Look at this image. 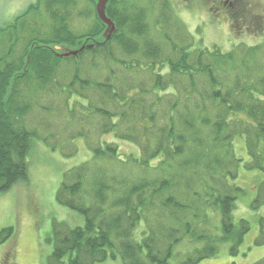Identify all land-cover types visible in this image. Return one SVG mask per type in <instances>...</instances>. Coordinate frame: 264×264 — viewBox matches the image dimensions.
Instances as JSON below:
<instances>
[{
    "label": "trees",
    "instance_id": "trees-1",
    "mask_svg": "<svg viewBox=\"0 0 264 264\" xmlns=\"http://www.w3.org/2000/svg\"><path fill=\"white\" fill-rule=\"evenodd\" d=\"M88 2L95 20L83 34L67 11L77 2L50 0V36L0 43V194L29 181L39 140L56 150L57 131L49 130L59 116L67 138L85 139L91 157L63 173L56 200L83 224L53 222L48 264H170L180 245L184 263L198 264L227 242L237 255L250 231L234 215L246 194L236 183L238 137L249 157L243 166L264 174V42L228 51L197 46L170 0H109L115 30L106 33L98 1ZM108 134L137 152L122 153L118 142L102 139ZM259 184L253 211L264 206ZM14 234L1 229L0 245Z\"/></svg>",
    "mask_w": 264,
    "mask_h": 264
},
{
    "label": "rangeland",
    "instance_id": "rangeland-1",
    "mask_svg": "<svg viewBox=\"0 0 264 264\" xmlns=\"http://www.w3.org/2000/svg\"><path fill=\"white\" fill-rule=\"evenodd\" d=\"M73 1L77 5H70L67 10L72 15L71 27L75 34H83L95 20L93 5L88 0ZM219 1L170 0V3L178 21L186 24L189 32L194 35L197 46L216 44L228 51L235 44L254 45L264 42V24L251 28L235 24L218 8ZM49 2L50 0H0V27L20 24L17 31L12 27L10 33L2 35L0 32V43L4 42L10 47V40L17 35L22 37L21 40L25 36L35 37L38 42L41 41L38 37L50 36L54 22L48 8ZM35 3L39 7L17 21V17ZM64 6L63 3H56V9H63ZM157 6L160 7L158 4ZM157 11L152 10L149 19L151 22L156 20ZM256 14L264 15V0L260 1ZM23 24H27V30L23 29ZM38 110L37 108L36 112ZM54 114L58 115V112L54 111L52 115ZM58 117L54 116L50 121L52 129L49 130L57 131L55 138H52L54 142H58L56 150L39 140L31 151L29 181L0 194V231L6 227L15 229L14 236L0 245V264H48L54 247L49 240L52 237L53 222H65L71 226L83 224L82 216L58 204L56 193L64 171L89 159L91 149L82 137L74 142L69 140L68 133L63 128L65 121ZM41 133L44 137L47 135L43 131ZM114 137V134H108L102 139L118 142L122 153L137 152L132 144L118 141ZM235 151L243 159L236 183L246 190V194L238 200L234 215L237 221L241 218L248 220L250 231L244 236L237 255L231 254L232 244L227 242L220 247L217 257L198 264H255L264 259V206L254 211L250 207L258 195L259 183L263 182L264 174L247 170L243 166L245 161H249V157L242 137L235 140ZM185 248V245L177 248L170 264H186L184 261L188 254L184 251ZM98 264H122V261L108 260Z\"/></svg>",
    "mask_w": 264,
    "mask_h": 264
},
{
    "label": "flooded vegetation",
    "instance_id": "flooded-vegetation-1",
    "mask_svg": "<svg viewBox=\"0 0 264 264\" xmlns=\"http://www.w3.org/2000/svg\"><path fill=\"white\" fill-rule=\"evenodd\" d=\"M261 0H220L219 9L235 24L254 27L264 24V15L256 14ZM259 25H257L258 27Z\"/></svg>",
    "mask_w": 264,
    "mask_h": 264
},
{
    "label": "water",
    "instance_id": "water-1",
    "mask_svg": "<svg viewBox=\"0 0 264 264\" xmlns=\"http://www.w3.org/2000/svg\"><path fill=\"white\" fill-rule=\"evenodd\" d=\"M97 1H98V3H97L98 14H99L100 18L102 19V21H104L108 25V29H107L106 33L114 31L115 25L112 22V20L107 16V13H106V7H107L109 0H97ZM56 48L60 51L64 50L65 55H71V54L77 55V53H78V51L76 52V51L69 50L68 47H66V46H56Z\"/></svg>",
    "mask_w": 264,
    "mask_h": 264
}]
</instances>
